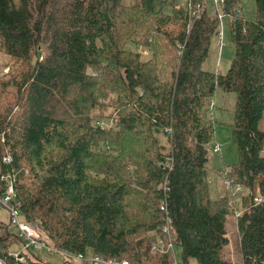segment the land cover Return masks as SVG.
Masks as SVG:
<instances>
[{
	"label": "trees",
	"instance_id": "16d2710c",
	"mask_svg": "<svg viewBox=\"0 0 264 264\" xmlns=\"http://www.w3.org/2000/svg\"><path fill=\"white\" fill-rule=\"evenodd\" d=\"M162 8L158 0H0V51L10 59L7 73L0 68V177L14 173L22 217L57 250L172 264L173 252L152 251L163 198L182 264H237L226 255L233 195L213 199L208 182L217 140L210 100L221 88L236 94L239 160L218 172L247 188L235 251L240 264H264V0L252 18L242 0H226L236 50L225 73L202 67L221 8L213 2L210 13L205 2L196 18ZM129 44L150 48L151 62ZM112 94L114 109L98 117ZM167 155L171 163L161 164ZM0 230V258L21 264L9 255L22 244L17 228L1 215ZM31 249L25 264H51Z\"/></svg>",
	"mask_w": 264,
	"mask_h": 264
},
{
	"label": "rangeland",
	"instance_id": "374dc122",
	"mask_svg": "<svg viewBox=\"0 0 264 264\" xmlns=\"http://www.w3.org/2000/svg\"><path fill=\"white\" fill-rule=\"evenodd\" d=\"M205 2L208 6L209 12L213 13L212 0H205ZM158 4L159 6H163V8L160 10L164 13H171L172 7H184L183 0H158ZM242 11L246 16L252 18L255 11V0H242ZM223 25L224 28L222 39L218 34H215L212 37L208 56L202 64V67L204 69L210 70L212 72L225 73L229 69L232 59L235 55L236 49L230 33V22L226 18H224ZM128 48L127 50L129 51H139L142 61L151 62L153 51L150 48H145L143 46L135 47L132 44H129ZM9 64V56L6 53L0 51V68L3 72L2 74L8 72ZM116 100L117 96L115 94L110 95L108 97V101H106L107 107H98V110L95 111L96 115L98 116L101 113L104 116H108L109 112H112V110L114 109L113 106H115ZM100 102H103V100H100ZM210 102H213L215 106L213 109V116L217 122L215 136L217 139L216 142L219 143L221 148L219 152L215 153L213 152L214 142L212 141L209 145L208 182L211 187V197L215 199L220 198L228 193L223 187V180L225 179V177L220 175L218 171L224 170L225 167H229L234 163H237L239 160L238 148L234 141L231 128L232 124L234 123V115L232 114V110L236 102V94L233 92L228 93L223 91L221 88H217ZM228 108L230 110H228ZM98 117L96 118L97 120H99ZM261 127L264 129V119L262 120ZM160 136L161 142L168 146L169 142L167 140V137L161 134ZM246 193L247 188L245 189L244 187L240 195L237 194L232 196L236 208V214L230 215L227 220V233L230 237V243L226 248V255L227 257L229 256L234 263L237 262V264L241 263V257L238 253H236V242L238 240V222L236 217L238 216V214H242V212L244 211L241 196ZM2 216L8 219V214L5 211L2 212ZM0 232L3 233L2 230H0ZM13 249H21L20 243L16 244ZM174 251L175 258L178 264H182L181 248L179 246H176ZM30 252L31 254L33 253L37 257L45 260V262L51 264H68L66 263L68 258L61 252H54L52 254H49L46 250H38L33 248ZM26 253H29V251H26ZM65 254L73 257L77 256L69 252H65ZM94 255L95 254L92 252V250H89L88 252H86L85 257L90 259ZM70 262H72L73 264H86L75 259H71Z\"/></svg>",
	"mask_w": 264,
	"mask_h": 264
},
{
	"label": "built area",
	"instance_id": "2783aa9c",
	"mask_svg": "<svg viewBox=\"0 0 264 264\" xmlns=\"http://www.w3.org/2000/svg\"><path fill=\"white\" fill-rule=\"evenodd\" d=\"M183 1H184V8L187 11L192 12V16H194L195 18L200 14L205 4V0L198 2L195 6H191V4H188L190 0H183ZM212 1L216 6H219L221 8L220 13L218 14L220 20V26H219V33L217 34L221 36L222 39L223 20L227 16V13L224 11L226 0H212ZM96 124L100 126L111 127L113 122L112 121L107 122L105 120H97ZM165 131H167L169 134H171L172 132L171 128H167ZM220 149L221 148L219 143L216 142L213 145V152L215 153L219 152ZM2 161L4 164H10L13 161V157L10 153H6L3 156ZM160 163L163 165H169L171 163V158L167 155L165 156L164 160H162ZM26 171L28 172L29 170ZM224 177H225V179L223 180L224 189L228 193L230 192L232 195H237V194L240 195L244 187L241 184L235 183L234 180L227 178L225 175ZM0 181L4 183V186H1L0 184V214L2 215L3 211H5L8 214V219L4 218V220L14 225L17 228L18 237L21 240L20 242L22 243L21 249L19 251L9 252V255L14 256L16 260H18L17 261L18 263L21 264L27 263V258L24 255V252L28 251V249L32 247L40 250L44 249L49 253L61 252L70 259L82 261L86 264H140V263H134L129 259H121V260L116 258L106 259L98 255H95L90 259L86 258L85 255L83 254H79L76 257H73L65 254V251L57 250V248L50 246L49 244L41 240L40 232L37 229V227L34 224L26 221L20 213L19 203L16 200L17 198L16 177L14 173H12L11 171L3 173L0 177ZM262 200L263 197L260 194H258L257 197L255 198L256 202H261ZM160 210L162 212L164 222L162 224L160 234L157 235L156 240L152 245V251L159 253H166L168 251H171L174 254V260H173L174 262L172 264H178L175 258V251H174L175 247L177 246L173 235L174 225L168 210L167 202L163 198L160 201ZM0 264H5V261L2 258H0Z\"/></svg>",
	"mask_w": 264,
	"mask_h": 264
}]
</instances>
